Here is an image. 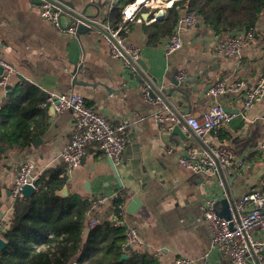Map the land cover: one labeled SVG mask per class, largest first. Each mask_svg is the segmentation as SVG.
<instances>
[{
  "label": "crops",
  "instance_id": "crops-1",
  "mask_svg": "<svg viewBox=\"0 0 264 264\" xmlns=\"http://www.w3.org/2000/svg\"><path fill=\"white\" fill-rule=\"evenodd\" d=\"M66 1L78 12L88 7L87 15L105 28L109 26L111 7L117 5L115 0ZM176 1L155 0L153 7L143 10L142 23L128 24L126 38L140 49L141 59L148 67L146 73L158 80L159 89L185 119L200 118L214 102L233 111L232 123L212 132L210 141L230 148L234 161L243 162L242 167L235 165L228 171L233 179L231 193L236 194L234 202L238 204L244 194L264 191V96L251 110L243 109L246 91L264 73V16L257 25V34L243 43L238 56L218 55L214 50L217 37L203 22L190 29L182 26V47L168 53L166 40L158 46L149 44L145 28L161 21L155 18L160 10L165 11L164 19ZM40 5L32 0H0V57L16 69L7 88H0V109L8 93L18 91L24 84L35 87L43 99L50 94H79L87 106L111 121L128 120V146L115 165L96 145H89L82 165L69 169L59 156L71 137L73 114L55 111L52 116L51 107L41 108L35 140L23 149L8 150L1 160L0 185L4 195L0 210L4 215L0 225L12 215L14 198L7 191H11L21 164L30 161L40 173L48 169L65 171L69 195L91 203L104 197L106 203L91 211L86 223L93 218L99 222L117 218L127 231L136 232L143 243L141 250L148 251L159 264H175L178 257H185L192 264H231L226 253L212 248V233L202 217L208 199L216 200L220 213L232 209L220 204L228 198L225 187L219 186L216 175L194 172L179 163L187 148L202 150L199 142L184 129L185 139L168 129L171 123L158 121L156 115L171 110L159 98L150 97L146 83L138 81L137 74L121 59L112 57L103 32L91 28L78 34L77 28H67L68 15L62 18L64 28L59 29L43 17ZM147 12L151 13L148 19L144 15ZM180 13L181 20L187 12ZM183 72L186 78L181 87L189 100L178 92L168 94L175 88L173 79L178 80ZM222 79L241 86L215 99L210 89ZM125 194L131 197L117 215L114 200ZM137 195L142 204L129 212L130 202ZM255 235L264 241V233ZM249 264H258L254 255Z\"/></svg>",
  "mask_w": 264,
  "mask_h": 264
},
{
  "label": "built area",
  "instance_id": "built-area-1",
  "mask_svg": "<svg viewBox=\"0 0 264 264\" xmlns=\"http://www.w3.org/2000/svg\"><path fill=\"white\" fill-rule=\"evenodd\" d=\"M120 1L115 0V3ZM149 6L153 7L148 2L142 3L141 0H136L123 9V21L119 28L113 29L110 26L107 28L103 26L107 32L103 35L108 44L110 54L113 58L121 59L133 74H137V71L128 58L137 61L141 58V52L139 48L127 41L128 24L134 21L142 23L143 19L140 16L143 10L150 8ZM40 9L46 20L50 21L55 27L63 29L60 24L61 11L59 9L48 2L41 4ZM201 22L200 16L196 12L187 13L183 19L179 20L172 36L165 41L166 51L172 53L182 47V40L179 35V30L182 26L190 29ZM252 37L253 34L249 32H233L229 37L217 38L214 50L218 55L238 56L242 52L243 43L252 39ZM15 70L11 63L0 57V88H7ZM185 78L186 74L183 72L178 76V81L182 82ZM239 86L241 84L233 86L228 79H222L210 89V93L216 99L225 93L232 92L235 87ZM146 89L149 92V88L146 87ZM263 96L264 73L257 80L255 86L246 91L243 98V109L245 111L251 110ZM42 107H54L58 113L71 111L73 114L71 137L61 148L59 156L60 161L67 165L69 169L82 165L86 148L89 145H96L113 164L117 165L120 163L122 155L128 146L126 137L128 120L121 119L116 123L111 121L93 107L87 106L83 96L75 93L64 95L50 94L47 96L45 103L42 104ZM156 118L161 123H171L169 130L180 124L179 119L173 112L165 115L158 114ZM234 118L235 115L227 112L225 107L219 102H214L200 118L189 116L185 119L184 117L188 127L204 141L211 153L204 149L199 150L190 147L187 148L186 153L180 158L179 163L194 172L205 171L216 175L219 186L224 188V182L217 172L215 158L220 162L221 167L228 171L235 165L242 167L243 162L234 161V153L230 148L211 143L210 135L213 130L228 127ZM182 129L187 131L185 127H182ZM41 174L37 171L34 163L26 161L21 164L11 188L13 198L21 196L22 189L26 185H33L38 190L36 182ZM105 203L106 199L104 197L97 198L92 201L91 211ZM229 214L230 217L228 218L221 217L217 210L216 200L208 199L206 201L202 217L212 233V248L226 253L230 258L231 264H249L253 255L261 262L264 258V241L258 239L255 232L264 233V191L257 189L244 194L238 204H236V212L230 209ZM113 222L116 226L122 224L117 218H114ZM98 223L97 219H90L85 225L83 235L87 237L91 229ZM3 228L0 225V230ZM126 236L129 245L133 248L136 250L143 248V243L133 229L128 230ZM175 264L192 263L185 257H178Z\"/></svg>",
  "mask_w": 264,
  "mask_h": 264
},
{
  "label": "trees",
  "instance_id": "trees-1",
  "mask_svg": "<svg viewBox=\"0 0 264 264\" xmlns=\"http://www.w3.org/2000/svg\"><path fill=\"white\" fill-rule=\"evenodd\" d=\"M135 1L121 0L111 7L109 26L119 28L123 9ZM182 10L196 12L204 25L223 39L237 31L257 34L256 27L264 16V0H178L163 20L145 28L150 45H161L172 36ZM8 94L0 109V163L8 150L23 149L38 136L40 109L46 101L29 84ZM67 181L65 171L48 169L36 182V195L14 198L11 218L0 230L7 242L0 251V264H159L148 251L126 250V228L123 224L116 226L113 220L99 222L84 238L92 203L77 195L58 196ZM3 195L0 185V205ZM130 197L125 194L114 200L117 215ZM124 255L126 259H122Z\"/></svg>",
  "mask_w": 264,
  "mask_h": 264
},
{
  "label": "water",
  "instance_id": "water-1",
  "mask_svg": "<svg viewBox=\"0 0 264 264\" xmlns=\"http://www.w3.org/2000/svg\"><path fill=\"white\" fill-rule=\"evenodd\" d=\"M32 1L34 3H37V4H44V3L48 2L52 5H54L57 9H59L61 11L60 24L63 28H64V24L62 22L63 21L62 18L65 15H68L70 17V23L67 26V28H69V29L71 27L77 28L78 34L86 33L91 28L98 29L105 34L107 33L105 28L102 25H100L94 21L95 17H91V16L87 15L88 7L83 9L82 12H78V11H76L74 5L71 2L66 1V0H32ZM144 15H145V18L148 19L151 16V13L147 12V13H144ZM164 15H165V11L160 10L156 14L155 18L157 21H160L163 19ZM128 59L130 60V63L132 64V66L137 71V80L140 82L144 81L146 83V86L149 88L150 97L153 99L159 98L160 100H162L167 105V107L171 110V112H173L176 115V117L179 119L180 124H177L173 127V132L175 134H178L183 139H185L186 135L182 131V127H185L187 132L199 142L202 149L210 152L208 146L204 143V141L200 137H198L190 129V127H188V125L186 124V122L184 120V117L177 112L175 107L167 99L166 93L164 91H162L161 89H159L158 80L155 77H151L149 74L146 73L148 67L146 66L145 62L141 58L138 59L137 61H133L130 58H128ZM172 83L175 86V88L169 90V92H168L169 96H171L173 94V92H178V93H181L185 97V99L189 100L187 93L181 87V85H182L181 82H179L176 78H174ZM226 110H227V112L233 114L232 110H229V109H226ZM55 113L56 112H55L54 107H51L50 108V114L53 116ZM215 160H216L218 175L221 178V180L224 182V186H225V189H226L227 195H228V198L220 201V204L224 205L228 209L230 208V206H232V210L234 212H236V204L234 202V196L236 197V194L231 193V189H230V187L233 185V179L228 176V170L223 169L221 167L220 162L216 158H215ZM37 193H38V190L33 185H26L22 189V196L23 197H32V196L36 195ZM7 195L10 197L12 195L11 191H7ZM57 195L61 196L63 198H66L69 195L68 188L65 187L62 191L58 192ZM141 204H142L141 197L138 195L135 196L132 199V201L130 202V205L128 207V211L134 212L136 209H138L139 206H141ZM229 212H230V209H229L228 213H224V212L220 213L219 212V215L221 217H227L228 218V217H230ZM3 215L4 214L1 213V216H3ZM6 246H7V242L5 241V239H3L2 236H0V251L3 250ZM126 250H133V247L131 245H128L126 247ZM252 253H253V251H252ZM126 258H127V255H124L122 257V259H126ZM255 258H256L257 263L260 264V262L258 261L256 256H255Z\"/></svg>",
  "mask_w": 264,
  "mask_h": 264
},
{
  "label": "bare ground",
  "instance_id": "bare-ground-1",
  "mask_svg": "<svg viewBox=\"0 0 264 264\" xmlns=\"http://www.w3.org/2000/svg\"><path fill=\"white\" fill-rule=\"evenodd\" d=\"M154 1L155 0H141V2L143 3V2H148L149 4H154Z\"/></svg>",
  "mask_w": 264,
  "mask_h": 264
},
{
  "label": "rangeland",
  "instance_id": "rangeland-1",
  "mask_svg": "<svg viewBox=\"0 0 264 264\" xmlns=\"http://www.w3.org/2000/svg\"><path fill=\"white\" fill-rule=\"evenodd\" d=\"M126 234H127V230H126Z\"/></svg>",
  "mask_w": 264,
  "mask_h": 264
}]
</instances>
